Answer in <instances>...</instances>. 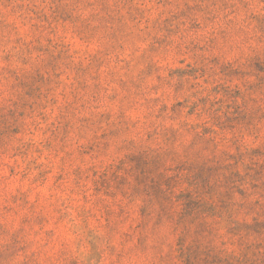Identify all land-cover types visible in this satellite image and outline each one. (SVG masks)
Returning <instances> with one entry per match:
<instances>
[{"label": "rangeland", "instance_id": "obj_1", "mask_svg": "<svg viewBox=\"0 0 264 264\" xmlns=\"http://www.w3.org/2000/svg\"><path fill=\"white\" fill-rule=\"evenodd\" d=\"M0 264H264V0H0Z\"/></svg>", "mask_w": 264, "mask_h": 264}]
</instances>
